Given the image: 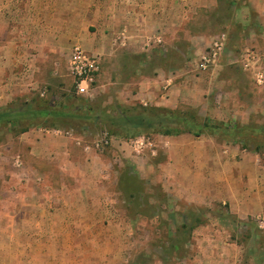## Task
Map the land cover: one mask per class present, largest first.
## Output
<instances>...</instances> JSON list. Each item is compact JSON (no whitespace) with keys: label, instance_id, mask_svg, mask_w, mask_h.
<instances>
[{"label":"rangeland","instance_id":"obj_1","mask_svg":"<svg viewBox=\"0 0 264 264\" xmlns=\"http://www.w3.org/2000/svg\"><path fill=\"white\" fill-rule=\"evenodd\" d=\"M63 2L61 17L67 20L75 13L67 11L71 0ZM74 2L78 19L73 25L40 29L46 30L42 34L32 29L30 39L37 47L33 59L40 68L32 75L35 86L19 93L15 103L31 100L71 111L76 104L83 110L86 105L72 104L73 98L98 104L92 113L86 105L90 119H75L69 125L57 120L58 127L48 126L47 120L30 128L47 131V140L57 148V137L67 130L66 164L79 168L78 174H57L62 157L55 152L47 159L25 156L22 133L3 129L0 182L14 181L9 171L21 162L44 171L38 175L47 182H101L105 190L99 196L109 203L113 235L123 233L110 243L113 250L120 249L121 264H264V226L258 223L264 216L245 218L234 213L220 193L212 189L204 194L199 182L191 184L181 153L188 147L206 148L211 155L234 148L236 161L241 163L247 154L258 166L256 184L264 180V11L246 9V0ZM93 8H98L97 22ZM75 44L99 57L97 82L83 96L76 93L68 68ZM204 56L206 68L201 66ZM114 104L165 108L208 126L200 136H113L96 117ZM105 133L108 143L101 145ZM86 161L93 163L89 167ZM248 181L245 175L240 184ZM189 184L198 188L187 190Z\"/></svg>","mask_w":264,"mask_h":264},{"label":"crops","instance_id":"obj_2","mask_svg":"<svg viewBox=\"0 0 264 264\" xmlns=\"http://www.w3.org/2000/svg\"><path fill=\"white\" fill-rule=\"evenodd\" d=\"M246 1V9L264 11V0ZM74 3V0L68 3L67 11L75 14L65 20L61 17L63 0H0V109L11 105L19 93L29 92L36 84L32 75L40 66L33 59L36 57L33 50L37 47L30 39L32 29L42 34L48 28L73 25L78 19ZM90 12L94 13L93 20L99 21L98 8ZM54 36L53 41H61ZM48 45L54 46V43ZM66 133L67 130H63L57 135L59 141L56 142L60 144L57 148L47 140V131L32 128L23 132L19 139H23L26 147L24 155L31 159H47L55 152L62 157L60 169L55 172L75 176L79 168L66 164L70 162L69 150L65 148ZM234 150L227 148L215 154L211 152L212 155L202 147L181 150L191 184L200 183L199 188L189 184L187 190L194 192L197 187L205 194L213 189L226 198L221 197L234 213L244 214L245 218L264 216V194L260 193L264 190V180L256 184L258 166L247 154L239 163ZM71 161L74 162L73 156ZM21 163L9 171L15 176L14 181L0 182V264H121L120 249L113 250L110 243L113 238L119 240L123 233L119 231L113 235L112 213L107 209L109 203L99 196L105 190L101 182H47L38 175L44 171L29 162ZM90 163L93 162L86 161L84 165ZM245 175L249 181L241 185ZM207 181L213 184L209 186ZM258 223L264 226V221Z\"/></svg>","mask_w":264,"mask_h":264},{"label":"trees","instance_id":"obj_3","mask_svg":"<svg viewBox=\"0 0 264 264\" xmlns=\"http://www.w3.org/2000/svg\"><path fill=\"white\" fill-rule=\"evenodd\" d=\"M16 102V101H15ZM11 103L8 107L0 109V130L6 129L8 132L17 131L23 133L34 126H43L47 120L50 127H58L57 120L64 121L65 125L72 124L75 119H90L92 107L98 106L96 102H88L83 98H73L72 104L76 102L85 103L84 110L76 104L74 111L61 106L59 109L51 106H42L33 104L32 101H22L20 103ZM111 109L113 114L106 113ZM75 111L84 112V115H75ZM177 116L173 110L160 107H144L141 105L126 106L114 104L100 110L97 119H103L108 129L109 135H123L127 138H133L141 133H157L163 135H179L191 133L194 136H200L208 125L197 123L191 117ZM212 127L215 125H211ZM107 138L108 135L105 133Z\"/></svg>","mask_w":264,"mask_h":264},{"label":"built area","instance_id":"obj_4","mask_svg":"<svg viewBox=\"0 0 264 264\" xmlns=\"http://www.w3.org/2000/svg\"><path fill=\"white\" fill-rule=\"evenodd\" d=\"M208 59L204 56L202 67L206 68ZM69 72L73 78L74 88L77 94L86 95L93 89L99 75V57L88 53L79 44L72 46L68 60ZM263 76L260 72L256 75V80L261 83ZM69 133V132H68ZM66 133V134H68ZM142 143V140H136ZM108 143L106 134L103 136L101 145Z\"/></svg>","mask_w":264,"mask_h":264}]
</instances>
